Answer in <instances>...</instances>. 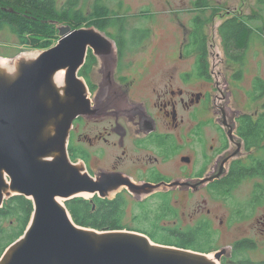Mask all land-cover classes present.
Segmentation results:
<instances>
[{"label": "flooded vegetation", "instance_id": "1", "mask_svg": "<svg viewBox=\"0 0 264 264\" xmlns=\"http://www.w3.org/2000/svg\"><path fill=\"white\" fill-rule=\"evenodd\" d=\"M49 1L52 46L64 26L106 40L86 47L75 72L89 110L69 130L74 162L92 178L113 175L115 195L159 197L165 223L198 230L218 264H264V85L255 74L249 95L240 86L264 0ZM11 2L0 0V30L11 15L35 18ZM233 22L243 45L228 44Z\"/></svg>", "mask_w": 264, "mask_h": 264}, {"label": "water", "instance_id": "2", "mask_svg": "<svg viewBox=\"0 0 264 264\" xmlns=\"http://www.w3.org/2000/svg\"><path fill=\"white\" fill-rule=\"evenodd\" d=\"M106 44L92 28H60L54 46L33 60H19L15 75L0 68V207L23 194L33 211L23 233L5 247L0 264H217L196 250L150 241L132 230L77 227L64 203L89 192L106 197L118 182L92 178L68 156L73 120L89 110L76 70L86 47ZM65 69L58 89L53 74ZM209 254V253H208Z\"/></svg>", "mask_w": 264, "mask_h": 264}, {"label": "trees", "instance_id": "3", "mask_svg": "<svg viewBox=\"0 0 264 264\" xmlns=\"http://www.w3.org/2000/svg\"><path fill=\"white\" fill-rule=\"evenodd\" d=\"M13 6L23 4L31 14L32 19L11 15L8 28L20 45L30 47H49L56 39V31L49 30L50 24L47 15L50 14L49 0H11ZM1 21V19H0ZM242 24H235L227 28L228 44H245L248 35L243 31ZM241 53L234 52L235 59ZM263 85L262 81L259 80ZM250 123V122H249ZM70 158L74 161L76 154L68 146ZM157 196L146 198L142 201L126 199L121 195L113 197L91 198L74 196L64 201L75 224L94 228L97 230H132L145 233L154 242L172 245L180 248L208 253L214 250L212 245L204 241L198 230L191 227H181L180 224H166L165 212ZM33 203L23 194H13L5 198L0 207V254L5 247L19 237L27 226ZM130 223H133L130 225Z\"/></svg>", "mask_w": 264, "mask_h": 264}, {"label": "rangeland", "instance_id": "4", "mask_svg": "<svg viewBox=\"0 0 264 264\" xmlns=\"http://www.w3.org/2000/svg\"><path fill=\"white\" fill-rule=\"evenodd\" d=\"M250 2H251V0H250ZM263 10H264V5H263ZM254 11H256L255 5H254ZM59 25H61V24H59ZM250 41H251V43H249V47L244 54L243 63L240 64L242 72L244 73L243 79H241V82H240V86L244 90L246 89L245 91H246L247 95L250 94V91L254 86V80L256 79V77H254L255 74L258 75V77H260V79L264 85V35H263V37L260 36V38H257V39L255 37H252V38H250ZM52 45H53V43H51V45L49 47H47V46L30 47L28 45H20L17 43L16 38L12 34L10 29H8V31L0 30V61L5 60V63L10 64L11 69H13V64L16 63L17 61H19L21 59L23 60V58L25 59V61L33 60V59L37 58L43 50L50 48ZM214 55L216 56V60L221 58V52H220L218 46H216V49L214 50ZM15 70L16 69H15V65H14L13 73ZM60 71H63V73H62V85H63V78H64L65 69L60 70ZM236 97L239 100H241L244 97L243 92H240L238 95H236ZM263 99H264V96H263ZM258 105H259V102L254 101L252 103V108H256V107H258ZM72 162H74V161H72ZM79 164H81V162ZM114 195H115V191H112L109 195H106V196L107 197H113ZM83 197H85V196H83ZM91 197H92V195L89 197H85V198H91ZM63 202H64V200H62V203ZM132 224L133 223H130V225H132ZM146 236L150 239V241L154 242L148 235H146ZM165 245H167V244H165ZM168 246H172V245H168ZM213 246L215 248H217V246H215V245H213ZM174 247H176V246H174ZM208 253L213 255V252H208ZM1 254H0V256H1Z\"/></svg>", "mask_w": 264, "mask_h": 264}, {"label": "bare ground", "instance_id": "5", "mask_svg": "<svg viewBox=\"0 0 264 264\" xmlns=\"http://www.w3.org/2000/svg\"><path fill=\"white\" fill-rule=\"evenodd\" d=\"M22 60V59H21ZM23 60H25L24 58H23ZM16 63H14L13 64V69H14V65H15ZM0 68L2 69V70H4V72L6 73V74H8V75H12V76H14L15 75V71H14V73H13V69H11V65L10 64H7V63H5V60H1L0 61ZM60 70H64V69H60ZM60 70H57L54 74H53V76H52V80H53V82H54V84H55V86L58 88V89H60L61 90V88H62V73H63V71H60ZM13 73V74H12ZM111 193V191L110 192H108V195ZM77 194H79V195H84V196H90V195H92V193H89V192H79V193H77ZM58 201L60 202V203H62V199H58ZM64 203V202H63ZM65 205V204H64ZM68 211V210H67ZM70 215V214H69ZM70 220H72V218L70 217ZM72 222L74 223V221L72 220ZM75 224V223H74ZM75 226H77L78 228L79 227H85V226H81V225H78V224H75ZM85 228H90V227H85ZM204 253V252H203ZM206 254V253H205ZM206 256L210 259V260H214L213 259V255H211V254H206ZM216 263L218 264V262L216 261Z\"/></svg>", "mask_w": 264, "mask_h": 264}]
</instances>
